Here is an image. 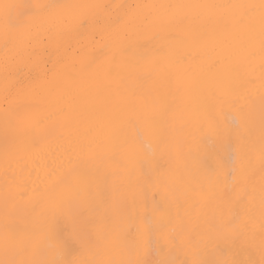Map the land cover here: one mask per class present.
<instances>
[{"label": "snow or ice", "instance_id": "snow-or-ice-1", "mask_svg": "<svg viewBox=\"0 0 264 264\" xmlns=\"http://www.w3.org/2000/svg\"><path fill=\"white\" fill-rule=\"evenodd\" d=\"M0 264H264V0H0Z\"/></svg>", "mask_w": 264, "mask_h": 264}]
</instances>
